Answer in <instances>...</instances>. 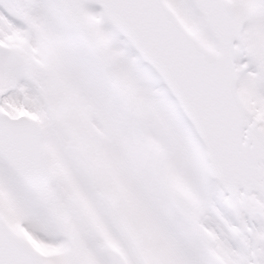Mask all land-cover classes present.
I'll return each mask as SVG.
<instances>
[{"label":"snow or ice","instance_id":"snow-or-ice-1","mask_svg":"<svg viewBox=\"0 0 264 264\" xmlns=\"http://www.w3.org/2000/svg\"><path fill=\"white\" fill-rule=\"evenodd\" d=\"M0 264H264V0H0Z\"/></svg>","mask_w":264,"mask_h":264}]
</instances>
